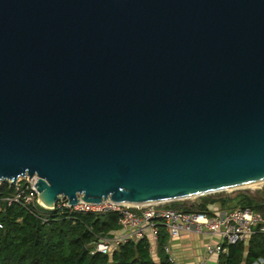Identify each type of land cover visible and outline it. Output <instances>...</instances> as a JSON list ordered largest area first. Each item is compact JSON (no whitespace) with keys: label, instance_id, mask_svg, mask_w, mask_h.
Here are the masks:
<instances>
[{"label":"water","instance_id":"1","mask_svg":"<svg viewBox=\"0 0 264 264\" xmlns=\"http://www.w3.org/2000/svg\"><path fill=\"white\" fill-rule=\"evenodd\" d=\"M168 202L264 180V0H0V183Z\"/></svg>","mask_w":264,"mask_h":264},{"label":"trees","instance_id":"2","mask_svg":"<svg viewBox=\"0 0 264 264\" xmlns=\"http://www.w3.org/2000/svg\"><path fill=\"white\" fill-rule=\"evenodd\" d=\"M16 191V186L0 183V264H173L164 256L161 245L165 231L160 230L156 254L152 257L146 239L128 240L116 245L109 253H91V242L97 236L119 231L118 213L69 211L67 208L24 207L8 204L2 198ZM223 196H198L195 204L173 201L165 206L188 211L210 212L216 202L220 209L237 205L250 206L264 216V191L237 192ZM247 244L227 246L226 254L217 255V264H254L264 261V234H252ZM264 264V263H263Z\"/></svg>","mask_w":264,"mask_h":264},{"label":"built area","instance_id":"3","mask_svg":"<svg viewBox=\"0 0 264 264\" xmlns=\"http://www.w3.org/2000/svg\"><path fill=\"white\" fill-rule=\"evenodd\" d=\"M37 176L29 178L28 175L21 176L17 180L16 191L11 195L4 196L3 202L11 204L19 203L24 207H45L38 198V192L34 184ZM259 189L264 191V182L257 185H248L247 187L226 189L227 191ZM223 190V191H226ZM221 192V191H217ZM214 193V192H213ZM212 193V194H213ZM230 194V193H229ZM165 202H146V204H126L109 199L99 203L79 201L70 205L67 199H59L55 206L49 208H67L69 211H92L98 213L117 212L119 233L114 235L97 236L93 240L90 249L91 253H109L112 248L121 242L128 240L146 239L148 241L150 254L158 258L156 247L160 230L170 238H179L185 234H203L205 236L204 254L207 256L200 260L198 264H208V257L226 254L227 246L235 243L247 244L252 234H264V216L250 206L237 205L229 210L220 209L214 202L210 206V214L205 211H188L182 208L167 207ZM3 222L0 220V228ZM162 252L167 259L173 263L175 257L170 251L167 243L161 245ZM262 259L254 264H263Z\"/></svg>","mask_w":264,"mask_h":264},{"label":"crops","instance_id":"4","mask_svg":"<svg viewBox=\"0 0 264 264\" xmlns=\"http://www.w3.org/2000/svg\"><path fill=\"white\" fill-rule=\"evenodd\" d=\"M205 236L202 234H185L181 235L179 238H170L167 234H165L164 242L169 244L170 251L172 255L175 257L176 264H198V262L205 257L204 251L201 253V249H204L205 244ZM200 251V253H199ZM212 258L216 259V257H208V264H214Z\"/></svg>","mask_w":264,"mask_h":264},{"label":"rangeland","instance_id":"5","mask_svg":"<svg viewBox=\"0 0 264 264\" xmlns=\"http://www.w3.org/2000/svg\"><path fill=\"white\" fill-rule=\"evenodd\" d=\"M247 187V186H245ZM247 190H249L251 193H255L257 191H260L259 189H249L247 188ZM237 192H245V190H234V191H221V192H214L213 194H205V195H208V196H223V195H232L231 197H233L235 194H237ZM230 193V194H229ZM201 196V195H199ZM198 200V196L196 197H190V198H183V199H180V200H173V202H176V203H183L186 204V205H192V204H195ZM169 202V201H168ZM170 203V202H169ZM116 233H119V231H117ZM114 235V233H112V236ZM202 249H201V253H202ZM200 253V251H199ZM213 260H215L214 258H212ZM210 263L212 264V261H210ZM215 263V261H214Z\"/></svg>","mask_w":264,"mask_h":264},{"label":"bare ground","instance_id":"6","mask_svg":"<svg viewBox=\"0 0 264 264\" xmlns=\"http://www.w3.org/2000/svg\"><path fill=\"white\" fill-rule=\"evenodd\" d=\"M264 182V180L263 181H258V182H252V183H248L247 185H243L242 187H245V186H248V185H257V184H260V183H263ZM238 188H241V186L240 187H238ZM230 189H233V187H230Z\"/></svg>","mask_w":264,"mask_h":264}]
</instances>
